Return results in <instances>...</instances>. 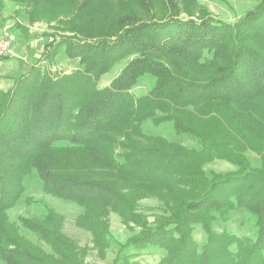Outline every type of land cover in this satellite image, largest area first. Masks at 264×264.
<instances>
[{
	"label": "trees",
	"instance_id": "1",
	"mask_svg": "<svg viewBox=\"0 0 264 264\" xmlns=\"http://www.w3.org/2000/svg\"><path fill=\"white\" fill-rule=\"evenodd\" d=\"M256 1L230 23L211 14L196 19L192 9L184 17L179 0H162L163 15L157 0H98L95 7L82 3L67 27L59 22L41 33L48 41L39 63L10 89L0 88V264H94L86 260L89 249L64 233L63 216L43 201L27 200L40 203L42 215L9 220L33 174L44 191L85 207L77 224L104 256L114 243L108 214L121 217L132 234L115 242L113 264H149L141 259L149 248L165 252L158 264H264V0ZM49 3L32 0V23ZM6 23L0 13V29ZM63 47L83 67L48 68ZM126 58L119 75L99 87ZM143 78L150 89L136 95ZM147 121L170 122L178 135L197 137L203 147L135 144L133 135H143ZM247 152L258 154L261 165L253 166ZM61 154L115 167L139 187L127 191L95 175L96 165L80 175L64 168ZM214 159L237 168L209 177L204 165ZM165 185L185 187L163 197L164 209L151 222L138 202ZM242 208L253 218V236L225 226ZM196 226L206 233L202 247ZM22 229L53 252L33 244Z\"/></svg>",
	"mask_w": 264,
	"mask_h": 264
},
{
	"label": "rangeland",
	"instance_id": "2",
	"mask_svg": "<svg viewBox=\"0 0 264 264\" xmlns=\"http://www.w3.org/2000/svg\"><path fill=\"white\" fill-rule=\"evenodd\" d=\"M51 4L46 9L41 10L40 20L31 22L30 11L32 10V0H0V13L7 17L8 23L0 29V40L4 38L10 41L8 47L10 51L5 53H0L1 61H5V57H11V59L24 58L28 59V54L31 52L40 54L42 52L41 48L48 41V38L45 37H34V33L30 32H52L53 27L58 25L59 22L61 25L66 26V22L73 20L72 17L80 15V5L89 3L91 6L99 5L98 0H49ZM181 5L180 14L184 17H188L190 14L186 12V9H192V13L196 19H201L206 17V14H211L219 20H224L226 22L233 23L239 18L245 11L249 10L251 7L256 5V0H195V3H192L188 0H179ZM111 7V6H110ZM117 8L118 5H115ZM157 8H160V14L165 13V9L162 7V0H157ZM121 11V10H120ZM99 17V20L103 17ZM66 21V22H65ZM19 24L22 26H19ZM54 24V26H53ZM68 24V22H67ZM52 27V28H51ZM67 27V26H66ZM26 29L28 32L26 33ZM6 31V32H5ZM61 33L70 34L68 31H61ZM24 36V37H23ZM33 36V38H31ZM41 47V48H40ZM65 48H61L59 51L58 59H54L51 62H47L48 68L50 67L53 71H74L78 67H83V65L78 60H73L74 64L62 63L66 56ZM32 55L29 57L32 59ZM67 55V54H66ZM13 57V58H12ZM38 58V57H37ZM129 59H124L120 63H117L112 70H110L105 77L100 81L99 87H106L110 81L119 75L121 69L126 65ZM17 61V60H16ZM33 61V60H31ZM72 61V60H71ZM2 64V63H1ZM50 64V65H49ZM3 65L0 66V73L5 71ZM1 81V80H0ZM6 85V84H5ZM150 82L147 78H143L138 85L135 87L136 95H143L149 91ZM10 89V88H8ZM6 89V90H8ZM5 90V91H6ZM5 101V96L0 93V106ZM262 116L264 117V105L261 106ZM143 135H133L135 144H141L149 147L158 146L164 147L169 143H177L180 145L188 146L193 149H201L203 147L202 142L199 138L192 135H178L176 130H174L173 124L167 122L157 126L153 121H147L142 126ZM145 135V136H144ZM246 155L251 159L253 166L261 165V158L258 154L253 152H247ZM60 161H64V168L77 171L80 175L85 173L87 168H90V165H96L93 169L95 175L97 174L100 177H106L108 179H114L118 184L122 185L123 188L127 191H136L139 186L135 184L134 179H127L122 175H118L115 167L105 164H96L95 162H89L83 156H73V155H63L59 156ZM93 162V163H92ZM205 171L209 177H212L214 172L226 173L227 171L236 170L237 166L228 160L223 159H214L211 162L204 165ZM26 189L24 195L18 201L15 207L10 211L9 220L17 221L18 217L21 215H30V216H40L43 214L44 208L39 204H31L27 202L29 199L41 200L47 204L52 209H55L59 214L64 218V233L70 236L74 242L81 248L87 247L89 253L86 256V260L94 264H113V258L117 251V244L115 242H125L127 237L132 234L131 229L126 226L121 219V217L116 212H111L108 214L109 219V230L112 234V240L114 239L113 245L106 250V255H102L99 250L94 247L93 236L90 232L81 228L77 224V218L85 209L84 206H80L71 201H66L57 196L51 195L50 193L44 191L42 183L36 174L26 177ZM183 186L173 187V186H155L157 189L154 193L149 194L147 197H142L138 202L140 210H143L150 218L151 222H154L155 216L161 214L164 209L163 197L172 196L175 188H183ZM226 228L236 232L237 234L243 235H255L256 227L253 222L252 216L244 208L235 209L231 217L228 218V221L225 224ZM224 225L216 222L214 224L215 230L222 231ZM25 237L35 244L38 247H42L47 252H53L50 247L35 235L32 232L21 230ZM195 239L202 247V243L205 241L206 233L202 230L200 226H196L194 229ZM111 240V241H112ZM165 255L163 250L149 248L144 249L141 259L144 262L149 264H158L159 259Z\"/></svg>",
	"mask_w": 264,
	"mask_h": 264
},
{
	"label": "crops",
	"instance_id": "3",
	"mask_svg": "<svg viewBox=\"0 0 264 264\" xmlns=\"http://www.w3.org/2000/svg\"><path fill=\"white\" fill-rule=\"evenodd\" d=\"M6 32V31H5ZM37 32L38 34L37 35H33L34 37H45L44 35H42L41 33L43 32H38V31H33V32H30L31 34ZM33 36H31V38H33ZM24 37V36H23ZM47 38V37H45ZM47 43V42H46ZM45 43V44H46ZM44 44V45H45ZM43 45V47H44ZM41 48V47H40ZM43 49L44 48H41L42 52H43ZM37 54V53H33V55L31 54V52H29L28 54V59L27 60H24V58H19V59H11V57H5V61H1L0 59V66H4L6 67L5 68V71L1 72L0 73V77L2 78L1 81H0V88L2 90H6L8 88H11L14 83H15V80L22 74V73H25L27 72L28 70H30V68L32 66H34V64H37L39 63V60L41 58V54ZM65 53H63L66 58L65 59H68L69 61H66V60H63L62 63H67L66 65H69L70 63L74 64L73 62L74 61H71L68 56L66 55V50L64 51ZM59 54V52H58ZM56 55L55 59L57 60L58 59V56L60 55ZM32 55V59H30L29 57ZM38 57V58H37ZM13 58V57H12ZM17 60V61H16ZM33 60V61H31ZM2 63V64H1ZM6 84V85H5Z\"/></svg>",
	"mask_w": 264,
	"mask_h": 264
},
{
	"label": "built area",
	"instance_id": "4",
	"mask_svg": "<svg viewBox=\"0 0 264 264\" xmlns=\"http://www.w3.org/2000/svg\"><path fill=\"white\" fill-rule=\"evenodd\" d=\"M10 41L6 38H4L3 40H0V53L3 54L6 51H10V47H8Z\"/></svg>",
	"mask_w": 264,
	"mask_h": 264
}]
</instances>
